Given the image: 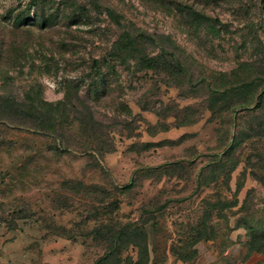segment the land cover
Here are the masks:
<instances>
[{
  "label": "rangeland",
  "instance_id": "374dc122",
  "mask_svg": "<svg viewBox=\"0 0 264 264\" xmlns=\"http://www.w3.org/2000/svg\"><path fill=\"white\" fill-rule=\"evenodd\" d=\"M98 1L166 50L153 70L108 66L118 29L91 0H44L96 16L45 30L0 0V235L20 264H123L136 222L147 264H263L264 0Z\"/></svg>",
  "mask_w": 264,
  "mask_h": 264
},
{
  "label": "trees",
  "instance_id": "16d2710c",
  "mask_svg": "<svg viewBox=\"0 0 264 264\" xmlns=\"http://www.w3.org/2000/svg\"><path fill=\"white\" fill-rule=\"evenodd\" d=\"M44 0H29V2L19 11L8 10L7 14L9 19H11L13 29H22L27 26H37L41 30L51 29L57 25H66L70 26L71 24L77 25H95L93 18L96 16L91 14L90 10L85 7V5H73L71 7V12L67 11L64 6L62 8L53 6L49 7L46 10L42 3ZM91 5L96 7V12L105 15L108 18L112 27L118 29L117 34L109 42L108 46L104 50L103 57L107 58V64L110 66L114 72L118 67L128 68L132 64H138L142 61L144 68L154 69L157 62H159L167 53L164 48H160L159 53L154 52V37L151 34H146L138 29H130L125 27L121 21V15L118 14L115 10L108 6L102 7L98 0H91ZM103 9L101 11L100 9ZM32 14L30 15V12ZM148 40H145L144 38ZM91 67H94L97 72H100L99 59H93ZM11 77L6 74V81ZM97 84H95V91H98L99 79H96ZM250 85V82H244L239 84L237 87H247ZM96 93V92H95ZM264 94V85L261 88L259 95L257 96V105L262 101ZM65 101L58 100L56 103H47L49 106L59 108L64 104ZM249 242H248V252L264 254V229H256L252 226L247 227ZM131 232L135 236L142 237V241L139 242L135 238L130 242L132 246L136 248L137 257L135 260H132L127 256L123 264H147L148 262V248L146 244V234L141 230L136 222H130L121 226L117 232L121 235L123 232ZM108 256V254H107ZM105 254L97 258L92 264H100L107 257ZM262 264V263H258ZM264 264V263H263Z\"/></svg>",
  "mask_w": 264,
  "mask_h": 264
},
{
  "label": "crops",
  "instance_id": "0c3cea01",
  "mask_svg": "<svg viewBox=\"0 0 264 264\" xmlns=\"http://www.w3.org/2000/svg\"><path fill=\"white\" fill-rule=\"evenodd\" d=\"M20 243L17 241H10L7 235H0V261L9 264L8 259H12L16 264H20L21 260H24V252L17 248Z\"/></svg>",
  "mask_w": 264,
  "mask_h": 264
}]
</instances>
